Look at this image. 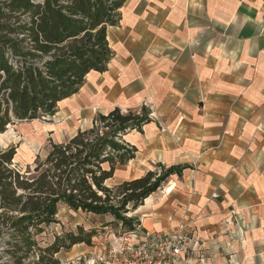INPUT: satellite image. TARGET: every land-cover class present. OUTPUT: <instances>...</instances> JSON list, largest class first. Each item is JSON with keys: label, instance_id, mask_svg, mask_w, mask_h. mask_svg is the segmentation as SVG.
<instances>
[{"label": "crops", "instance_id": "1", "mask_svg": "<svg viewBox=\"0 0 264 264\" xmlns=\"http://www.w3.org/2000/svg\"><path fill=\"white\" fill-rule=\"evenodd\" d=\"M221 14L234 17L227 28L214 21ZM119 15V24L107 29L113 53L107 70L90 72L76 94L57 104L58 126L65 117L76 124L63 131L69 139L90 128L98 113L145 107L151 122L124 137L136 156L107 185L154 166L180 171L130 215L134 229L166 233L185 225L193 240L177 264H264L261 185L241 184L252 169L264 174V104L253 94L245 113V95L231 86L236 74L224 73L230 63L219 52L204 59L207 41L227 36L264 50V0H127ZM196 26L209 32L198 48L183 47L184 33ZM252 217L249 225L245 218Z\"/></svg>", "mask_w": 264, "mask_h": 264}, {"label": "trees", "instance_id": "2", "mask_svg": "<svg viewBox=\"0 0 264 264\" xmlns=\"http://www.w3.org/2000/svg\"><path fill=\"white\" fill-rule=\"evenodd\" d=\"M127 0H0V135L16 122L53 117L57 104L76 94L90 72L103 73L113 53L107 29L119 24ZM145 107L98 113L90 128L62 143L49 141L32 170L13 166L14 147L0 149V242L14 264H59L53 259L79 244L91 245L94 231L56 237L37 247L41 226L56 223L59 205L72 212L110 216L127 231L128 215L155 193L178 168L149 171L108 186L116 171L136 156L124 137L150 123Z\"/></svg>", "mask_w": 264, "mask_h": 264}, {"label": "rangeland", "instance_id": "3", "mask_svg": "<svg viewBox=\"0 0 264 264\" xmlns=\"http://www.w3.org/2000/svg\"><path fill=\"white\" fill-rule=\"evenodd\" d=\"M61 108H63L61 106ZM57 118L47 117L45 119H38L31 122H16L9 126L3 136L0 137V149L7 147H14L16 154L13 159V166L20 172H25L28 169L32 170L37 158L43 160L49 150V141L63 142L67 140L70 134L63 133L76 127V124L67 121L65 117L62 123H57ZM54 129L55 133L51 131ZM158 168L154 166V171ZM122 176L117 175L116 179L109 182V186L116 184ZM131 215V214H130ZM128 215V217H133ZM77 227H82L84 231H94L97 234H104L110 231L114 235H120L127 231L110 216H93L81 212H72L64 205L58 206L56 215V223L48 226H41L42 232L35 237L37 247L44 249L48 247L56 237H60L65 233H76ZM107 228V230H104ZM6 238L0 242V264H14L13 260L4 252L7 246L5 245ZM96 245L94 237L91 240V245L79 244L73 246L68 252L60 251L54 255L53 259L59 264H66L68 259L77 257L80 254H88L92 252V247ZM39 253L36 250L31 258L24 260V264H31V261H37Z\"/></svg>", "mask_w": 264, "mask_h": 264}, {"label": "built area", "instance_id": "4", "mask_svg": "<svg viewBox=\"0 0 264 264\" xmlns=\"http://www.w3.org/2000/svg\"><path fill=\"white\" fill-rule=\"evenodd\" d=\"M185 228L180 224L166 233L133 228L117 236L110 231L97 234L94 237L97 244H93L91 253L68 259L66 264H177L187 244L193 240L185 233Z\"/></svg>", "mask_w": 264, "mask_h": 264}, {"label": "clouds", "instance_id": "5", "mask_svg": "<svg viewBox=\"0 0 264 264\" xmlns=\"http://www.w3.org/2000/svg\"><path fill=\"white\" fill-rule=\"evenodd\" d=\"M199 7V5H197ZM228 7L234 8L235 5H229ZM256 7V5H253ZM214 21L218 24H221L227 28L228 25H231L234 21L232 14L224 17L222 14L219 18H214ZM209 32V29L206 27H191L188 31L184 33L183 39H181L180 44L183 47L187 48H198L201 45L203 36ZM249 42H246L242 47L240 42L235 40L232 36L222 37L219 42L209 39L204 45L205 56L204 59H207L208 56L212 53L219 52L224 59H226L230 66L228 70L224 73L227 75L234 76L235 83L231 86L242 90L241 94L245 95V104L244 112L247 113L250 105L248 104V98L253 94L260 97V102L264 104V50L256 52L254 47L248 46ZM256 53L253 55V53ZM240 56L237 59V56ZM244 68L243 73H240V69ZM216 70L213 69V72ZM252 177L247 183L241 181L242 186L245 189L249 187H254L257 181L260 183L261 187L259 188L257 195L261 200L259 207L264 210V174H258L253 169L251 170ZM256 217L251 219L245 218L249 225L252 224V221Z\"/></svg>", "mask_w": 264, "mask_h": 264}, {"label": "bare ground", "instance_id": "6", "mask_svg": "<svg viewBox=\"0 0 264 264\" xmlns=\"http://www.w3.org/2000/svg\"><path fill=\"white\" fill-rule=\"evenodd\" d=\"M3 135H4V134H1L0 137L3 136Z\"/></svg>", "mask_w": 264, "mask_h": 264}, {"label": "water", "instance_id": "7", "mask_svg": "<svg viewBox=\"0 0 264 264\" xmlns=\"http://www.w3.org/2000/svg\"><path fill=\"white\" fill-rule=\"evenodd\" d=\"M42 119H45V118H42Z\"/></svg>", "mask_w": 264, "mask_h": 264}]
</instances>
